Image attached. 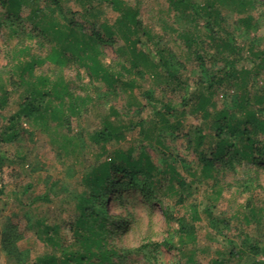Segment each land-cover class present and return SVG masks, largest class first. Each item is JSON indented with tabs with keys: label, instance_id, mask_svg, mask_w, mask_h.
Wrapping results in <instances>:
<instances>
[{
	"label": "rangeland",
	"instance_id": "1",
	"mask_svg": "<svg viewBox=\"0 0 264 264\" xmlns=\"http://www.w3.org/2000/svg\"><path fill=\"white\" fill-rule=\"evenodd\" d=\"M58 1L66 17H74L84 26L75 28L69 39L64 20L46 18L42 9L38 19L44 23L36 28L28 18L29 7L23 6L17 19L0 6V100L5 96V103L0 104V135L24 99L30 98L43 115L40 122L20 118L17 138L0 143V178L4 181L0 197V264H39L36 260L40 257H60L59 245L73 242L70 227L80 215L79 207L89 203L84 197L85 175L107 161L114 151H131L134 160L144 153L158 171L153 172V178L159 182L153 188L142 174V167L135 180H145L146 194L125 185L94 206L96 212H104L108 229L112 230L110 246L123 250L124 264H264V166L246 162L232 166L218 161L216 172L209 178L197 169L191 145L194 129L208 137L217 112L224 108L245 121L236 109L235 98L241 93L249 92L252 98L264 94V71L257 68L251 54L253 50H264V0H254L245 9L238 6V0L235 4L226 0L217 7L222 29L241 49L235 69L248 74L243 86L240 82L238 86H216L206 108L208 118L202 111H194L196 104L188 100L206 93L208 82L223 75L225 63L215 47L204 40L202 19L172 11L167 0H123L138 9L139 20L147 31L148 36L140 38L144 45L139 47L152 54L163 50L171 64L179 67L176 81H170L151 67L143 75L133 76L119 36L114 45L97 46L95 33L101 35L102 25L111 26L117 18L108 4L93 3L96 17L89 23L80 17L81 7L76 1ZM204 1L192 0L197 5ZM37 5L42 8L52 4L41 0ZM247 16L253 18L254 27L245 31L240 20ZM181 33H194L204 40L208 55L202 69ZM57 35L60 39L55 41ZM100 68L124 74L121 82L132 80L133 88L120 85L106 93L108 88L103 83L90 80L93 70ZM147 92L159 105L167 103L175 110L173 120L181 124L175 132L168 131L160 116L154 115L145 97ZM249 110L264 117V106L251 105ZM61 113L72 116L67 125L55 119ZM106 119L133 129L126 131L119 143L94 145L89 135ZM153 125L159 127L156 133ZM157 134L163 146L157 143ZM258 138L264 143V136ZM168 165L175 167L183 182L177 194L169 187ZM192 206L197 209L195 216ZM47 236L58 245L48 241ZM12 239L17 256L9 255L4 246ZM167 241L177 249L166 251L151 246ZM252 246H256L255 252L250 250Z\"/></svg>",
	"mask_w": 264,
	"mask_h": 264
},
{
	"label": "trees",
	"instance_id": "2",
	"mask_svg": "<svg viewBox=\"0 0 264 264\" xmlns=\"http://www.w3.org/2000/svg\"><path fill=\"white\" fill-rule=\"evenodd\" d=\"M40 1L0 0V6L10 16L17 19H19L18 13L20 9L23 6L29 7L30 13L28 18L34 23L36 28H39L44 23L38 19V12L44 10L46 13L44 17L52 19L55 17L61 21L64 20V22L62 21V25L66 28V32H68L65 35L67 39L71 37L72 31L75 28L80 29L84 27L74 17L68 18L65 16L58 0H50L53 6H44L42 8L37 5L40 4ZM74 1L81 7V12H79L80 17H83L89 23H92V19L96 17L93 9V3L95 2L108 4L110 9L117 14L114 24L111 26L107 24L102 25L103 33L101 35L95 33L96 37L94 40L96 41L95 43H98L97 46H100V44L114 45L116 36H119L123 40L125 49L127 50V59L129 58L128 61H130L129 72L133 76L136 73L143 75L145 70L148 71V67H151L163 72L164 78L170 81H176L177 68L179 67L176 64H171L172 60L164 56L163 50L152 54L144 52L139 47L140 45H144L140 38L142 36L147 37L148 34L143 29L142 23L139 20L138 9L130 7L123 0ZM167 2L172 11L180 13L181 15L194 16L195 19L199 18L204 21V40H207L210 47H215L217 56L226 64L222 68L224 71L223 75L217 76L208 82L206 93L192 96L188 100L190 103L194 102L196 104L194 111H202L204 117L208 118L209 113L206 111V108L211 103L213 90H215L216 86L223 85L224 83L228 86H238L239 82L241 83L239 86H243V79L248 74L246 70L238 72L235 69L234 65L236 64V59L241 49L237 47L232 36L221 27V13L217 7L220 4H225L226 0H205L201 5L195 4L192 0H167ZM230 2L235 4L237 1L229 0ZM252 2L254 0H238L237 4L242 9H245L247 5H252ZM240 24L243 25L245 31H248L253 29L254 20L251 16H247L240 20ZM57 37L59 38L58 35L54 37L55 41L56 39L58 40ZM180 37L184 40V44L189 53L199 61L200 68L202 69L204 67V58L208 55L203 44L204 40L201 39L200 35L194 33H181ZM195 47L197 49L194 50ZM251 54L257 60V68L264 71V50H253ZM208 57L214 58L210 54ZM93 72L90 75V80L103 83L108 88L106 93L113 91L116 86L120 85L128 86L130 89L133 88L134 82L132 80L129 83L121 82L124 74L122 75L118 72L112 73L102 68L93 70ZM115 74L121 77H115ZM145 97L152 107L151 109L154 115L160 116L161 122H163L162 126L168 127V131L175 132L181 126L178 120L174 121L173 114L175 110L171 105L167 103L159 105L148 92L145 93ZM235 100H237L236 109L244 115V122L239 121L234 114H231L228 109L224 108L217 112L213 131L208 137L198 128L194 129L193 136L195 139L191 145L197 158V166L199 167L197 169L201 170L202 174L209 178L216 172L215 163L218 161H224V163H229L232 166L241 165L243 162L251 164L254 167L264 166V143L258 140V136H264V117L261 118L256 115V112L249 110L251 105L253 107L258 106V108L264 106V94H257L252 98L249 92H243ZM0 101V104L3 105L5 103V96ZM31 102L30 98H27L19 105L17 115L9 120L6 131L0 135V143H11L17 138L16 125L20 118H28L32 122H40V118L43 115L40 113L39 107H33ZM75 112L77 113V111ZM65 113L59 114L55 119L61 120L67 125L72 116H67ZM72 115L74 114L72 113ZM247 123L250 125V130L247 128ZM131 129H133V126H126L124 124L116 125L114 122L106 119L103 121L102 127L99 130H95L89 135L90 142L100 146L116 144L122 141L124 139V133ZM152 129L156 133L159 127L153 125ZM155 136L157 143L163 146L159 139V134ZM239 141L242 143L239 144ZM142 167H144V170H141ZM168 167L171 173L169 187L172 193L177 194L182 188L183 182L175 167L173 165H168ZM140 170L145 176V179L148 178L150 180L153 188L159 186V182L155 183V179L153 178V172L158 173V171H156L148 156L142 152L140 153L139 159L134 160L131 157V151L130 153L114 151L107 161L93 167L84 177L87 185L84 197L86 200H89V203L79 207L80 215L70 227V231L73 234V242L64 247L62 244L59 245L62 249L60 257L47 255L38 258L36 262L39 264H124L126 257L122 254L123 250L110 246L109 239L112 236V230L108 229L109 223L104 212L102 210L101 212H96L94 206L111 195L113 190L117 191L118 188L123 189L125 185H128L126 186L127 189L139 188L141 192L146 194L147 186L145 180L139 183H136L135 180L136 173ZM124 179L126 181L120 182ZM3 194L4 181L0 178V197ZM179 199V202L182 204V196ZM191 210L195 216L197 209L192 206ZM47 240L58 245L53 241V237L51 236H47ZM4 243L8 254L17 256L13 239L7 240ZM151 246L154 248L161 247L166 251L177 249L168 241L152 243ZM250 250L255 252L257 248L256 246H252ZM230 254L237 256L236 252H230ZM115 260L118 262L116 263Z\"/></svg>",
	"mask_w": 264,
	"mask_h": 264
}]
</instances>
